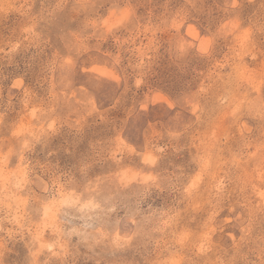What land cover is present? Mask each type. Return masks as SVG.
<instances>
[{
  "label": "rangeland",
  "instance_id": "374dc122",
  "mask_svg": "<svg viewBox=\"0 0 264 264\" xmlns=\"http://www.w3.org/2000/svg\"><path fill=\"white\" fill-rule=\"evenodd\" d=\"M262 25L264 0H0V264H264Z\"/></svg>",
  "mask_w": 264,
  "mask_h": 264
},
{
  "label": "snow or ice",
  "instance_id": "6c2138e0",
  "mask_svg": "<svg viewBox=\"0 0 264 264\" xmlns=\"http://www.w3.org/2000/svg\"><path fill=\"white\" fill-rule=\"evenodd\" d=\"M233 6L235 7V6H237L235 3L233 4ZM260 32H261V34H260V40H261V43H262V46H264V25H262L261 26V30H260ZM201 52L202 53H207L208 52V48L206 47V46H203L202 45V47H201ZM67 63H71V60L69 59L68 61H67ZM260 195L262 196V197H264V192H261L260 193ZM201 250L203 251V248H201Z\"/></svg>",
  "mask_w": 264,
  "mask_h": 264
}]
</instances>
